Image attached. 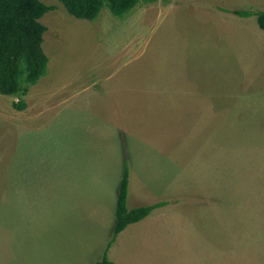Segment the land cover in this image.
Returning a JSON list of instances; mask_svg holds the SVG:
<instances>
[{"label": "rangeland", "instance_id": "374dc122", "mask_svg": "<svg viewBox=\"0 0 264 264\" xmlns=\"http://www.w3.org/2000/svg\"><path fill=\"white\" fill-rule=\"evenodd\" d=\"M48 74L0 95V264H264V0H142L94 21L58 0ZM130 209L169 204L112 247Z\"/></svg>", "mask_w": 264, "mask_h": 264}, {"label": "trees", "instance_id": "16d2710c", "mask_svg": "<svg viewBox=\"0 0 264 264\" xmlns=\"http://www.w3.org/2000/svg\"><path fill=\"white\" fill-rule=\"evenodd\" d=\"M69 15L78 20L94 21L104 8L118 18L129 15L142 0H58ZM55 11L40 0H0V95L14 97L13 108L19 112L27 109L23 100L29 90L47 76L49 58L43 43L47 28L40 20ZM241 18L256 16L264 31V11L234 12ZM130 169L123 171L116 203V223L109 250L118 236L131 225L148 218L154 211L165 208L169 203L160 202L149 206L130 209L128 205ZM99 264H111L107 256Z\"/></svg>", "mask_w": 264, "mask_h": 264}]
</instances>
